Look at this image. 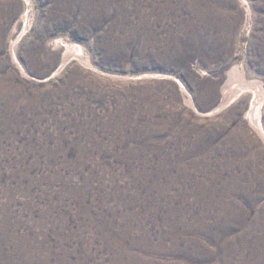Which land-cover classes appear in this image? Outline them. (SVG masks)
<instances>
[{"label": "rangeland", "instance_id": "rangeland-1", "mask_svg": "<svg viewBox=\"0 0 264 264\" xmlns=\"http://www.w3.org/2000/svg\"><path fill=\"white\" fill-rule=\"evenodd\" d=\"M232 73L264 91V0H0V264H264Z\"/></svg>", "mask_w": 264, "mask_h": 264}, {"label": "bare ground", "instance_id": "bare-ground-1", "mask_svg": "<svg viewBox=\"0 0 264 264\" xmlns=\"http://www.w3.org/2000/svg\"><path fill=\"white\" fill-rule=\"evenodd\" d=\"M243 1H245V0H243ZM23 21L26 23V29H27L31 25V22H32L31 17L29 15V12L25 13V15L23 16ZM13 42H14V43H12L13 48H14V49H12V50H14L13 54L15 56L16 61L19 63V66L25 72L24 67L19 62V60L16 56V53H15L16 52L15 51L16 42L15 41H13ZM67 47H68L67 52H66L67 54H65L66 56L64 57L65 60L63 61V64L61 65V68L59 70L64 68V66L66 65V63L70 59V53L71 52L75 53V54H73V56H79V55L83 54V51L81 48H78V47L72 48L69 45ZM243 82L241 81V79L238 78L236 73H232V77L230 78V82L227 85H225V88H224V95L223 96H224V99L226 101H224L221 106H219L217 109L213 110L211 113L219 112L223 107L228 106L233 100H235V98H237L241 93H243V92L246 93L247 91H250L252 93L253 101L251 102V107H250V110L247 114V118H248L250 124L253 126V128L259 133V135L264 140V125L262 122V112H263L262 111V108H263L262 105H264L263 104V93H264V91H262L263 88L260 85H258V82H249V81H246L247 83L246 82L243 83ZM179 83L181 84L183 89H186L185 86L181 82H179Z\"/></svg>", "mask_w": 264, "mask_h": 264}]
</instances>
